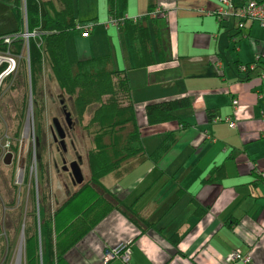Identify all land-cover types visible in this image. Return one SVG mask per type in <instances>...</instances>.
<instances>
[{
  "label": "crops",
  "instance_id": "crops-1",
  "mask_svg": "<svg viewBox=\"0 0 264 264\" xmlns=\"http://www.w3.org/2000/svg\"><path fill=\"white\" fill-rule=\"evenodd\" d=\"M71 3L76 25L93 28L86 37L77 27L70 31L68 60L73 65L110 55L115 69L126 70L145 154L103 179L123 207L103 218L65 259L104 264L105 248L131 241V264H226L232 250L248 254L247 264H264V26L248 19L238 28L232 16L219 20L213 12L221 0H115L117 16L146 15L151 5L167 11L165 19L141 21L150 26L157 62L135 67L127 32L105 27L111 16L107 0H84L81 19ZM22 9L23 0H0V34L22 28ZM255 59V71L237 72V65ZM181 96L191 105L174 114L189 125L153 161L147 154L181 124L173 119L150 125L145 106ZM232 99L238 100L235 108ZM212 116L231 118L236 127ZM131 209L145 226L134 221Z\"/></svg>",
  "mask_w": 264,
  "mask_h": 264
},
{
  "label": "trees",
  "instance_id": "trees-1",
  "mask_svg": "<svg viewBox=\"0 0 264 264\" xmlns=\"http://www.w3.org/2000/svg\"><path fill=\"white\" fill-rule=\"evenodd\" d=\"M107 4L108 13L117 16L115 0H107ZM25 6L28 31H34V36L29 38V68L22 59L13 80L10 77L4 79L0 88L1 94L9 83L6 92L16 91L20 87L24 91L20 98L17 121H14L17 135L11 134L14 130L11 133L5 131L1 125L3 121L0 120V137L11 134L12 141L8 140L7 151L11 153L13 163L18 152L17 139L26 119L27 97L31 92L33 122L35 116L37 134L34 141V152L38 156L35 166L38 167V185L42 188V193L39 195L37 186V190L34 188L32 193L34 222L30 220V227L24 230L25 264H69L65 253L112 210L123 207L115 200L111 189L103 184V179L128 159L144 155L145 151L135 119L126 70L115 69L110 55L80 59L74 65L68 60L65 39L77 24L71 0H25ZM154 7L156 6L151 5L150 10ZM160 9L162 16L145 19H165L167 11ZM15 13L21 21L20 13ZM121 28L129 35L134 66L146 67L155 64L157 61L151 43L150 26L129 21ZM16 31L4 32L0 36ZM20 46L21 41H17V52L20 51ZM43 81L55 84L60 90V107L70 114L71 127H79L84 132L83 141L87 143L83 156L88 169L87 178L81 184H76V188L67 194L65 200L55 206H51L46 185L47 166L43 156L47 148L41 145L40 138L45 124L42 111L44 101L41 96ZM64 97L68 98V103L64 102ZM4 102L3 97L0 105H4ZM190 105V99L186 96L146 104L148 124L154 125L173 119L181 124L180 130L166 134L155 150L147 154L148 158L159 160L188 127L189 123L177 118L174 111ZM211 118V121L227 123V117ZM7 121L9 123L10 119ZM208 138L213 137L208 135ZM30 160L31 152L28 155V164ZM219 169L217 167L213 171L218 172ZM208 180L213 178L210 176ZM130 211L137 224L146 225L132 209ZM27 231L30 232L27 234ZM5 240L8 244L7 250L13 242L8 236Z\"/></svg>",
  "mask_w": 264,
  "mask_h": 264
},
{
  "label": "rangeland",
  "instance_id": "rangeland-1",
  "mask_svg": "<svg viewBox=\"0 0 264 264\" xmlns=\"http://www.w3.org/2000/svg\"><path fill=\"white\" fill-rule=\"evenodd\" d=\"M74 1L77 10L76 15H79L81 19L83 18V12L87 10L84 7V0ZM137 16L142 17L144 15ZM83 23H87V21H83ZM9 86L10 84L8 83L0 94V100L4 97L5 101L4 105H0V120L3 121L1 125L5 128V131L7 130L11 133L14 130L11 134L17 135L14 121H17L20 98L24 91L20 87L16 91L6 92ZM41 96L43 97L42 101H44L42 111L45 124L44 132L40 135V138L41 145L45 146V149L47 148L43 156L47 166L46 185L47 189H49L51 206H55L63 202L67 194L76 188V185L72 183L69 174L61 169L60 155L64 151L59 142L54 141L50 131L52 118L58 119L61 127L66 128L61 112V103L58 100L60 90L55 84L43 81ZM30 101H32L31 92H29L27 97L26 122L24 121L20 129V137L17 139L19 141L18 152L16 161L13 163L11 161L12 155L7 151V142L0 139V264H25L24 230L30 227V220L34 222V199H32V193H34V188L35 191L39 190V195L42 193V188L38 185V167L35 166L36 158L38 157L37 152H34V141L37 139V134L35 133L36 117L34 116L33 122L32 108L28 111ZM64 102L68 103L67 97H64ZM8 119H10L9 123ZM11 134L8 136L7 141L9 139L10 142L12 141ZM83 138L84 132L79 127L75 126L72 128L64 138L66 145L64 157L69 161L71 159L76 160V153L82 156L81 172L85 179L87 178L88 169L83 156L86 153L87 143L83 141ZM29 152H31V160L28 164ZM7 154L11 155L8 165L4 162ZM20 160L23 161L22 168L19 166ZM28 232L30 231L26 233L28 234ZM7 236L12 240L13 244L6 250L8 244H6L5 238Z\"/></svg>",
  "mask_w": 264,
  "mask_h": 264
},
{
  "label": "built area",
  "instance_id": "built-area-1",
  "mask_svg": "<svg viewBox=\"0 0 264 264\" xmlns=\"http://www.w3.org/2000/svg\"><path fill=\"white\" fill-rule=\"evenodd\" d=\"M219 20L227 17H234L237 19V27H243V21L252 20L258 22L260 25L264 26V0H221L220 5L213 12ZM163 15L162 10L159 7H154L152 10L144 16H113L111 15L105 21V27L115 26L121 28L126 22H131L133 24L141 22L146 17L155 18ZM23 24L19 31L3 34L0 36V88L4 79L10 77L14 78L17 74L20 61L25 60L27 67L29 68V38L34 36V31L30 32L27 28V16L25 2L22 9ZM78 29L82 30V35L87 36L92 30V25L88 24L86 26L76 25ZM17 41H21L20 51H16L15 44ZM258 65L257 59L248 64H239L238 72L248 73L256 70ZM217 68L221 69V61L216 62ZM238 100L232 99V106L235 108L237 106ZM230 128L236 127V122L231 118H226L225 120ZM0 139L7 142L8 137H0ZM211 141L214 138L210 139ZM131 241L122 242L118 245L107 247L103 253L104 264H108L113 260L119 261V264H131ZM251 260L248 254H242L239 250H232L225 257L226 264L232 263H243L247 264Z\"/></svg>",
  "mask_w": 264,
  "mask_h": 264
},
{
  "label": "water",
  "instance_id": "water-1",
  "mask_svg": "<svg viewBox=\"0 0 264 264\" xmlns=\"http://www.w3.org/2000/svg\"><path fill=\"white\" fill-rule=\"evenodd\" d=\"M31 105H32V103L30 101V104L28 106V111L31 110V108H32ZM64 117L66 119L67 125L69 127H71L72 122H71V119H70V114L68 112H65ZM53 122H54V125H55L56 130H57V135H58V137L60 139L59 144H60L61 148L63 149V151L65 152L66 151V145L64 143L65 134L63 132V128L60 126V123H59L58 119L54 118ZM54 138L57 139L56 136ZM10 156H11L10 154H7V156H6L5 160H4L6 165H8L10 163ZM22 163H23V161L20 160V163H19L20 168L23 167ZM81 164H82V156H80V155H79V157L76 160L72 161L69 164L71 180H72V183L75 184V185L76 184H81L83 182V179H84L83 178V174L81 172ZM65 168L68 169V167H65Z\"/></svg>",
  "mask_w": 264,
  "mask_h": 264
},
{
  "label": "flooded vegetation",
  "instance_id": "flooded-vegetation-1",
  "mask_svg": "<svg viewBox=\"0 0 264 264\" xmlns=\"http://www.w3.org/2000/svg\"><path fill=\"white\" fill-rule=\"evenodd\" d=\"M61 112H62V114H63V118H64L65 123H66V128L63 127V128H64V129H63V132H64V134H65V136H66V134L71 130L72 127H69V126L67 125L66 119H65V117H64V114H65V112H66L65 109H62V108H61ZM53 120H54V118H52V120H51V126H50L51 135H52V137H53V139H54L55 142H59L60 139H59V137H58V135H57V130H56V127H55V125H54ZM60 126H61V125H60ZM64 130H65V131H64ZM55 136H56L57 139L54 138ZM64 156H65V155H64V152H62L61 155H60V159H61V169H62L64 172L68 173L69 176L71 177V175H70V170H69V164H70L72 161H74V159H71V160L67 161V160L65 159ZM78 157H79V155L76 153V154H75V158L77 159ZM82 162H83V159H82ZM67 165H68V166H67ZM65 167H68V169L65 168ZM71 181H72V180H71Z\"/></svg>",
  "mask_w": 264,
  "mask_h": 264
},
{
  "label": "clouds",
  "instance_id": "clouds-1",
  "mask_svg": "<svg viewBox=\"0 0 264 264\" xmlns=\"http://www.w3.org/2000/svg\"><path fill=\"white\" fill-rule=\"evenodd\" d=\"M25 0H23V4H24ZM26 7V6H25Z\"/></svg>",
  "mask_w": 264,
  "mask_h": 264
}]
</instances>
